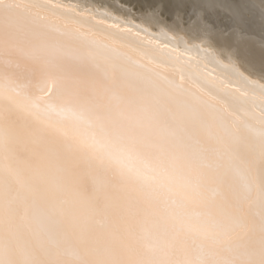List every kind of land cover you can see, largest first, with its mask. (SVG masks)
<instances>
[{
  "label": "snow or ice",
  "instance_id": "snow-or-ice-1",
  "mask_svg": "<svg viewBox=\"0 0 264 264\" xmlns=\"http://www.w3.org/2000/svg\"><path fill=\"white\" fill-rule=\"evenodd\" d=\"M122 7L0 0V264H264V0Z\"/></svg>",
  "mask_w": 264,
  "mask_h": 264
},
{
  "label": "bare ground",
  "instance_id": "bare-ground-1",
  "mask_svg": "<svg viewBox=\"0 0 264 264\" xmlns=\"http://www.w3.org/2000/svg\"><path fill=\"white\" fill-rule=\"evenodd\" d=\"M64 2L68 4H75L82 8H89L94 11H111L114 15H118L121 18H123L125 15L123 7L121 5L114 4L112 0H64ZM108 23L110 24L111 21H109ZM173 48H175L177 51H182L183 46L178 43L175 45H169L168 50L171 51ZM258 67V62L256 63V70H253V68L247 64H244L243 66L237 64V71L243 72L245 75L251 73L252 78H258ZM221 71L226 70L217 69V72ZM213 75H216V73L214 72Z\"/></svg>",
  "mask_w": 264,
  "mask_h": 264
},
{
  "label": "rangeland",
  "instance_id": "rangeland-1",
  "mask_svg": "<svg viewBox=\"0 0 264 264\" xmlns=\"http://www.w3.org/2000/svg\"><path fill=\"white\" fill-rule=\"evenodd\" d=\"M122 0H112V2L116 5H121L122 6ZM130 2H135V0H130Z\"/></svg>",
  "mask_w": 264,
  "mask_h": 264
}]
</instances>
